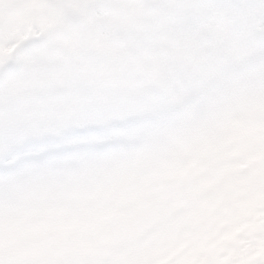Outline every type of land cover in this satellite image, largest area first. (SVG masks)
I'll list each match as a JSON object with an SVG mask.
<instances>
[{
    "label": "snow or ice",
    "instance_id": "snow-or-ice-1",
    "mask_svg": "<svg viewBox=\"0 0 264 264\" xmlns=\"http://www.w3.org/2000/svg\"><path fill=\"white\" fill-rule=\"evenodd\" d=\"M111 7L0 0V264H264V0L158 4L207 18L185 33L183 12L163 17L134 57L103 32L86 49L62 38L65 9ZM176 162L215 169L221 221L122 219L142 177Z\"/></svg>",
    "mask_w": 264,
    "mask_h": 264
},
{
    "label": "clouds",
    "instance_id": "clouds-1",
    "mask_svg": "<svg viewBox=\"0 0 264 264\" xmlns=\"http://www.w3.org/2000/svg\"><path fill=\"white\" fill-rule=\"evenodd\" d=\"M112 7L105 13L94 10L65 9L62 18L68 21L69 26L63 32L62 38L69 44L76 42L81 48H89L97 35L101 32L107 34L116 46L123 47L130 57L142 53L143 38L146 32H154L159 21L165 17L183 12L188 20L185 33L196 30L202 24L207 15L197 9L188 7L183 9H161L157 7L161 3H175L180 5H194L202 0H136L143 5L141 9L134 12L127 5L132 0H109ZM103 18V19H101ZM228 29L245 48H252L255 41L248 33L245 22L241 18H230L227 22ZM180 39V36L176 37ZM37 67L35 71H43ZM21 71H27L21 69ZM7 87L6 81L0 78V91Z\"/></svg>",
    "mask_w": 264,
    "mask_h": 264
},
{
    "label": "rangeland",
    "instance_id": "rangeland-1",
    "mask_svg": "<svg viewBox=\"0 0 264 264\" xmlns=\"http://www.w3.org/2000/svg\"><path fill=\"white\" fill-rule=\"evenodd\" d=\"M191 43L192 46L195 47L198 41L193 38ZM214 158L215 154L210 152L209 159ZM184 169L189 170L191 173L194 167L188 168L185 167L182 162H176L173 165L160 166L147 172L142 177L141 184L138 186L137 191L139 192V195L128 202V207L122 212L121 216L127 215L131 220L136 222L139 219H144L147 214H159L158 208L161 205L162 207L171 206L175 208H183L182 206H179L180 203H177L178 200H181L182 202H187L191 205L194 218L197 222H206L210 224L219 223L222 219L220 199L217 191V185L220 181L216 178L215 169H213V172L210 175L207 173V180L205 179L201 182L204 189H207L206 191H202L201 189L197 190L195 188V192L202 193L203 201H200V198H196L197 195L196 197L191 195L180 196L177 198L173 191L169 192L168 195H160L158 198H154V196L148 194V190L158 191L161 189L163 185L158 184V180L161 176H171L174 174L172 177L174 182H172L171 185H179L180 177L185 175V173H183ZM199 173L200 172H197L196 174ZM257 179L262 185H264V169H261L257 173ZM161 194H163V191H161ZM206 201L208 202V207Z\"/></svg>",
    "mask_w": 264,
    "mask_h": 264
}]
</instances>
